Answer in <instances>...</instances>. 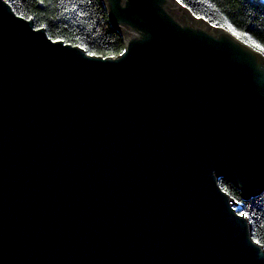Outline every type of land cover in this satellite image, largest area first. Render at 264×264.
Segmentation results:
<instances>
[{
  "label": "water",
  "instance_id": "1",
  "mask_svg": "<svg viewBox=\"0 0 264 264\" xmlns=\"http://www.w3.org/2000/svg\"><path fill=\"white\" fill-rule=\"evenodd\" d=\"M117 57L0 0V264H264L219 187L264 190V56L176 0H102Z\"/></svg>",
  "mask_w": 264,
  "mask_h": 264
},
{
  "label": "trees",
  "instance_id": "2",
  "mask_svg": "<svg viewBox=\"0 0 264 264\" xmlns=\"http://www.w3.org/2000/svg\"><path fill=\"white\" fill-rule=\"evenodd\" d=\"M198 20L221 28L264 56V0H176ZM14 12L32 17L53 41L76 46L88 55L117 57L124 50L119 32L108 19L102 0H7ZM259 44L260 47H256ZM220 189L243 213L253 240L264 249V190L247 198L231 182L220 179Z\"/></svg>",
  "mask_w": 264,
  "mask_h": 264
},
{
  "label": "snow or ice",
  "instance_id": "3",
  "mask_svg": "<svg viewBox=\"0 0 264 264\" xmlns=\"http://www.w3.org/2000/svg\"><path fill=\"white\" fill-rule=\"evenodd\" d=\"M5 3H7V0H5ZM29 19H32V17H29ZM256 47H260L259 44L256 45ZM89 55H93V53H89ZM241 215H244L243 213H241ZM257 243H259V241H257Z\"/></svg>",
  "mask_w": 264,
  "mask_h": 264
}]
</instances>
